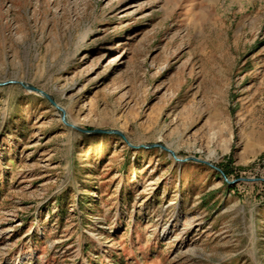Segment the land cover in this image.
Returning <instances> with one entry per match:
<instances>
[{
    "label": "rangeland",
    "instance_id": "obj_1",
    "mask_svg": "<svg viewBox=\"0 0 264 264\" xmlns=\"http://www.w3.org/2000/svg\"><path fill=\"white\" fill-rule=\"evenodd\" d=\"M0 264H264V0H0Z\"/></svg>",
    "mask_w": 264,
    "mask_h": 264
},
{
    "label": "water",
    "instance_id": "obj_2",
    "mask_svg": "<svg viewBox=\"0 0 264 264\" xmlns=\"http://www.w3.org/2000/svg\"><path fill=\"white\" fill-rule=\"evenodd\" d=\"M13 83H17V82H10V84H13ZM19 84V83H18ZM30 91H33V92H36V93H38V94H41V95H43L45 98H48V99H50L46 94H44V92H42V91H40V90H38V89H36V88H34V87H27ZM51 100V99H50ZM54 104V103H53ZM66 124L70 127V128H72V129H75V130H78V131H80V132H87V133H94V134H107V135H118V136H120L121 138H123L124 140H125V142L129 145V146H131L128 142H127V139H126V137H125V135L122 133V132H119V131H114V130H110V131H105V130H95V131H91V132H88V131H85V130H83V129H80V128H78V127H76L75 125H72V124H69V123H67L66 122ZM158 147H160V148H162V150H164V151H167V152H169L178 162H188V161H198V162H203V161H200V160H198V159H195V158H188V159H185V160H180V159H178L177 157H176V155H175V153L172 151V150H170V149H168L167 147H165V146H162V145H157ZM203 163H206V162H203ZM222 175L225 177V175H224V173H222ZM225 181L228 183V184H230L229 183V181L227 180V179H225Z\"/></svg>",
    "mask_w": 264,
    "mask_h": 264
}]
</instances>
